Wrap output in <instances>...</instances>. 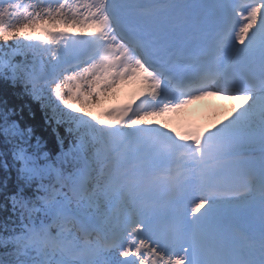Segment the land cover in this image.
<instances>
[{
    "label": "snow or ice",
    "instance_id": "6c2138e0",
    "mask_svg": "<svg viewBox=\"0 0 264 264\" xmlns=\"http://www.w3.org/2000/svg\"><path fill=\"white\" fill-rule=\"evenodd\" d=\"M130 80L135 108L85 111ZM214 95L245 103L149 124ZM0 264H264V0H0Z\"/></svg>",
    "mask_w": 264,
    "mask_h": 264
},
{
    "label": "rangeland",
    "instance_id": "374dc122",
    "mask_svg": "<svg viewBox=\"0 0 264 264\" xmlns=\"http://www.w3.org/2000/svg\"><path fill=\"white\" fill-rule=\"evenodd\" d=\"M36 31L39 32L40 29H37ZM87 31H92V29H87ZM138 82L140 81L138 80ZM121 99L120 91L118 90H116L114 94H102L99 98L94 97L92 102L85 106V111L89 109L95 114V116L101 119L102 115H108V113L111 112L108 109L109 104L114 100L119 102ZM204 103V100H192L191 103L185 105L183 108L179 109V111L150 117L149 124L151 126L162 127L171 131H178L181 125L184 124L182 121L185 113L190 114L192 111L203 113L206 110L208 113H204L202 121L204 124V130L208 131L213 129L214 126L221 124V122H225L235 111H238L245 102L239 99H229L224 102L212 100L208 104Z\"/></svg>",
    "mask_w": 264,
    "mask_h": 264
},
{
    "label": "bare ground",
    "instance_id": "6f19581e",
    "mask_svg": "<svg viewBox=\"0 0 264 264\" xmlns=\"http://www.w3.org/2000/svg\"><path fill=\"white\" fill-rule=\"evenodd\" d=\"M55 31H64V28L56 29ZM146 89L147 86L143 82H138V80H130V81H125V82H120L118 83L114 88L109 89L106 93L104 94H114L116 90L120 91V97L122 98L119 102H116L115 100L112 103V108L119 109L126 107L129 104H134L137 105L140 103V100L144 98L146 95ZM196 100H204V104H208L212 100H218V101H226L229 100L228 98H224L219 95H214V96H202L200 99H195ZM196 110V109H195ZM203 111V110H202ZM204 113H208L206 110L205 112L201 113L198 111H192V113L187 114L186 116L183 117L184 125L188 124L191 120L193 119H200L201 117L204 116ZM105 119H107L108 115L104 116ZM186 132L188 133V129L184 127Z\"/></svg>",
    "mask_w": 264,
    "mask_h": 264
},
{
    "label": "trees",
    "instance_id": "16d2710c",
    "mask_svg": "<svg viewBox=\"0 0 264 264\" xmlns=\"http://www.w3.org/2000/svg\"><path fill=\"white\" fill-rule=\"evenodd\" d=\"M11 103H14L17 109L23 107V112L19 113L22 117L21 123L33 127L37 135L44 134L48 142H52L50 130L46 131L45 125L43 124L42 113L39 110L38 105L30 103L24 99L14 98Z\"/></svg>",
    "mask_w": 264,
    "mask_h": 264
}]
</instances>
